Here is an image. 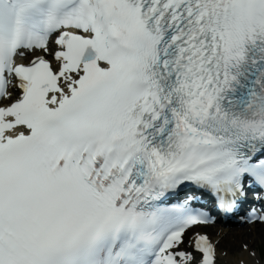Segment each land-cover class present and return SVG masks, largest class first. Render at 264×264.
Returning <instances> with one entry per match:
<instances>
[{"label":"snow or ice","instance_id":"obj_1","mask_svg":"<svg viewBox=\"0 0 264 264\" xmlns=\"http://www.w3.org/2000/svg\"><path fill=\"white\" fill-rule=\"evenodd\" d=\"M214 212L264 224V0H0V264H218Z\"/></svg>","mask_w":264,"mask_h":264},{"label":"bare ground","instance_id":"obj_2","mask_svg":"<svg viewBox=\"0 0 264 264\" xmlns=\"http://www.w3.org/2000/svg\"><path fill=\"white\" fill-rule=\"evenodd\" d=\"M216 240H219L217 244L218 264H261L258 260L264 256V249L258 248V243L264 242L262 229L261 231L251 229L249 233L247 231L224 233L218 235ZM245 244L249 246L247 251L244 249ZM252 251L256 253L255 256L249 254ZM223 252L226 254L224 255Z\"/></svg>","mask_w":264,"mask_h":264}]
</instances>
